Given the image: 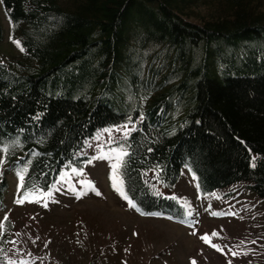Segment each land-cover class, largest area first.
Segmentation results:
<instances>
[{
	"label": "trees",
	"instance_id": "trees-1",
	"mask_svg": "<svg viewBox=\"0 0 264 264\" xmlns=\"http://www.w3.org/2000/svg\"><path fill=\"white\" fill-rule=\"evenodd\" d=\"M0 8L9 41L24 49L0 60V146H10L0 153V211L6 170L24 172L21 195L46 191L62 168L83 165L78 152L95 129L128 120L133 128L112 146L127 152L118 173L136 212L186 223L176 197L155 191L171 188L182 166L200 194L241 180L264 197V0ZM8 231L1 227L0 252Z\"/></svg>",
	"mask_w": 264,
	"mask_h": 264
},
{
	"label": "rangeland",
	"instance_id": "rangeland-1",
	"mask_svg": "<svg viewBox=\"0 0 264 264\" xmlns=\"http://www.w3.org/2000/svg\"><path fill=\"white\" fill-rule=\"evenodd\" d=\"M197 11L205 17L209 10L199 6ZM0 24V60L21 58L22 51L7 37L1 8ZM130 123L95 129L78 152L86 156L83 165L62 168L48 190L29 195L23 203H16L24 196L19 179L5 171L0 224L7 217L2 226L9 227V239L0 264H264V197L253 192L248 181L200 194L182 166L171 188L157 184L155 191L176 197L185 208L187 224L129 207L114 187L111 172L117 162L112 144L133 128ZM205 235L210 243L201 238Z\"/></svg>",
	"mask_w": 264,
	"mask_h": 264
},
{
	"label": "snow or ice",
	"instance_id": "snow-or-ice-1",
	"mask_svg": "<svg viewBox=\"0 0 264 264\" xmlns=\"http://www.w3.org/2000/svg\"><path fill=\"white\" fill-rule=\"evenodd\" d=\"M14 43L17 44L18 47L21 48V51H24L23 47L20 45L19 41L13 40ZM141 119H143V117L141 116ZM126 127V126H125ZM125 135H127V132L125 133ZM18 143V142H17ZM9 147L10 146H0V153H6L9 151ZM113 154H114V158L117 161V163H115L113 165V168L117 170V172L114 174L113 176V180H114V187H116V190L119 192V194L122 196V198H124L125 200L128 201L129 207H136V205L134 204V202L127 196V193L124 192L122 190V186H123V180L119 179V173H118V169L122 166V162H123V158L127 155V152L124 149H116L113 150ZM100 158H107V157H100ZM0 163H3L2 160H0ZM254 166V165H253ZM77 170L73 169V172L75 173ZM19 176V180L21 182L24 181V172H20L18 173ZM90 183V182H89ZM119 185V186H117ZM21 187H23V183H21L20 185ZM36 192L35 190L32 193H25V195L16 201V203H23L25 200L28 199L29 195H35ZM99 195V193H97ZM47 196H51V192L47 193ZM29 202H38V201H29ZM44 206L46 207L47 204L45 203ZM5 220L7 219V217L4 218ZM0 227H2V224H0ZM213 235H217L216 233H213ZM203 240H205V242H209L210 243V239L207 235L201 237ZM14 243V242H13ZM215 247V245H213ZM220 250V249H218ZM233 255H236L237 253L233 252ZM10 264H16V262H10ZM19 264H28L27 261H20ZM192 264H196L195 261L192 262Z\"/></svg>",
	"mask_w": 264,
	"mask_h": 264
}]
</instances>
